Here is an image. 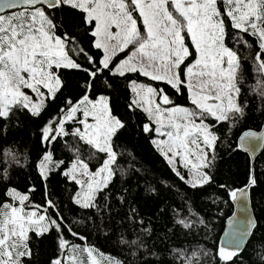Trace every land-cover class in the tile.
<instances>
[{"label": "snow or ice", "instance_id": "snow-or-ice-1", "mask_svg": "<svg viewBox=\"0 0 264 264\" xmlns=\"http://www.w3.org/2000/svg\"><path fill=\"white\" fill-rule=\"evenodd\" d=\"M249 38L257 48L253 62L261 78L253 90L258 88L264 96V0H0V130L6 131L21 113L40 117L65 89L74 90L78 98L69 96L60 114L40 129L45 151L37 165L45 181L62 167L64 160L47 150L62 137L87 146L88 159L102 154L93 171L88 159L81 158L80 148L67 145L74 158L62 175L78 186L74 204L100 211L97 197L109 188L117 171L124 174L116 141L133 118L176 176L192 189L203 188L213 182L211 170L220 142L214 127L235 126L246 115L241 60L228 41L251 48ZM66 72L81 75L74 82ZM129 74L162 82L179 94L186 89L192 107L176 104L165 89L138 83ZM121 80L131 93L127 104L131 115L123 117L115 114L111 97ZM138 113L145 119L140 120ZM237 147L247 153L264 149V132H244ZM5 155L19 162L15 153ZM0 179H7V169H0ZM255 185L250 172L244 188L228 190L244 213L248 190ZM4 196L0 264H31L33 237L52 232L57 245L49 264H124L98 254L92 245L69 240L63 214L52 199L46 198V206L34 205L28 194L13 187ZM130 218L143 225V220L136 221L135 209ZM175 222L184 229L193 227L179 213ZM255 226L247 215L242 221L230 219L229 231L214 253L217 264H235ZM67 232L86 240L71 227ZM120 243L131 247L140 242L122 238ZM183 262L200 264L199 255H183Z\"/></svg>", "mask_w": 264, "mask_h": 264}, {"label": "trees", "instance_id": "trees-1", "mask_svg": "<svg viewBox=\"0 0 264 264\" xmlns=\"http://www.w3.org/2000/svg\"><path fill=\"white\" fill-rule=\"evenodd\" d=\"M80 36L83 37L82 29ZM82 43L87 46L88 41L82 40ZM228 43L240 56L241 103L246 104V115L235 126L221 124L214 127L220 142L211 170V184L192 189L181 181L150 140L142 135L133 118L130 127L116 141L117 150L122 153L119 164L125 170L124 174L117 171L109 188L97 197L99 212L95 208H80L72 201L78 186L64 177L62 172L74 158L73 151L67 145L80 148L81 158L84 159L89 157L87 146L75 143L71 136L62 137L55 143V148L49 145L47 149L53 152L55 159L64 160L62 167L50 173L46 181L37 167L45 151L40 129L60 114L59 109L69 96L78 98L74 90L65 89L55 102H49L40 117L33 118L21 113L7 126L6 131L0 130V169H7V179H0V202L7 199L4 192L8 187L28 194L34 205L46 206V198H50L63 214L65 236L69 240L92 245L98 254L113 257L124 264H184L183 255L191 256L193 252L199 255L200 264H217L214 253L218 239L233 209L228 190L247 185L251 172L256 185L249 189V198L256 226L246 247L235 258V264H264V149L250 166L248 156L238 151L236 146L242 132L260 131L264 126V96L260 95L258 88L253 90L261 79L253 62L257 48L251 38V48L239 45L234 40ZM90 51L97 52L95 49ZM80 75L65 73L66 78L74 82ZM129 76L138 83L165 89L178 105L192 107L186 89L179 94L162 82L151 81L139 74ZM120 83L121 87L111 93V97L115 114L123 117L131 115L127 113L131 93L125 81L121 80ZM138 115L140 120L145 119L142 113ZM208 123L213 121L209 119ZM8 152L15 153L19 162L6 156ZM101 156L99 154L96 158L88 159L93 171L99 166ZM179 170L187 176V170ZM221 185L227 187L222 188ZM33 188L35 190L30 192ZM132 209L136 210V221L143 220V225L130 218ZM189 209L193 214H189ZM178 213L193 222L191 229H184L175 222ZM67 227L83 235L86 240L80 241L70 236ZM144 228L148 231H144ZM122 238L129 241L138 239L140 243L130 247L120 243ZM56 245L55 232L41 238L33 237L31 264H49L50 258L56 255ZM203 252H207V255H203Z\"/></svg>", "mask_w": 264, "mask_h": 264}, {"label": "water", "instance_id": "water-1", "mask_svg": "<svg viewBox=\"0 0 264 264\" xmlns=\"http://www.w3.org/2000/svg\"><path fill=\"white\" fill-rule=\"evenodd\" d=\"M262 127H263L262 130H260V131H254V132H257V133L264 132V126H262ZM247 131H248V130H247ZM250 131H252V130H250ZM245 132H246V131H245ZM243 133H244V132H242V133L239 135V137L237 138V145L239 144V138H240V136L243 135ZM256 143L258 144L259 142L257 141ZM237 145H236V146H237ZM237 150L240 151V152L243 153V154H246V155L248 156L250 166H251V164L253 163L254 159H255L256 157H258V156L261 154V152L263 151V149H258V150L254 151V152H252V153H247V152H244L243 150L239 149L238 147H237ZM245 186H246V185H245ZM245 186H243V187H241V188H244ZM239 189H240V188H239ZM249 196H250V192H249V190H248L247 213H244V212L241 211V204H240L239 202H234V201H232L231 199H229L231 206H233V209H232V212H231L230 216L228 217V219L226 220V222L223 224L222 234L220 235V237H219V239H218V243H217V245H220L221 243H223V241H224V239H225V233H226L227 231H229V220H230V219L233 220V221H242L243 218L245 217V215H247L248 217H250V218H252L254 221H256L255 218L253 217V213H252V210H251V209H252V205H250V198H249ZM241 226H242V225H241ZM253 232H254V231L252 230V234H253ZM252 234H251V235H252ZM248 239H249V237H246V238H245V243L242 245V251H243L244 247H246V245H247L246 243H247ZM241 253H242V252H241Z\"/></svg>", "mask_w": 264, "mask_h": 264}, {"label": "rangeland", "instance_id": "rangeland-1", "mask_svg": "<svg viewBox=\"0 0 264 264\" xmlns=\"http://www.w3.org/2000/svg\"><path fill=\"white\" fill-rule=\"evenodd\" d=\"M189 62H191V60L189 61ZM143 77V76H142ZM147 78V77H146ZM157 82V81H156ZM187 91V90H186ZM187 97H188V95H187ZM190 102V101H189ZM160 154V153H159ZM186 170V169H185ZM187 175H188V172H187ZM78 190V189H77ZM102 264H106V261H102Z\"/></svg>", "mask_w": 264, "mask_h": 264}]
</instances>
